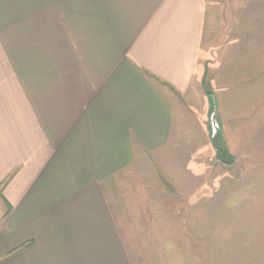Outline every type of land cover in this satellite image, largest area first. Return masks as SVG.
Returning <instances> with one entry per match:
<instances>
[{"label":"crops","instance_id":"1","mask_svg":"<svg viewBox=\"0 0 264 264\" xmlns=\"http://www.w3.org/2000/svg\"><path fill=\"white\" fill-rule=\"evenodd\" d=\"M256 23L264 0H0V264H115L110 184Z\"/></svg>","mask_w":264,"mask_h":264},{"label":"rangeland","instance_id":"2","mask_svg":"<svg viewBox=\"0 0 264 264\" xmlns=\"http://www.w3.org/2000/svg\"><path fill=\"white\" fill-rule=\"evenodd\" d=\"M215 9L237 7L223 1ZM227 18H218L214 40L223 42L220 23L231 25ZM258 28L256 39L237 30L228 35V57L221 60L214 50V65L197 90L176 98L169 142L148 151L134 146L110 184L115 264H264V42H256L264 34ZM216 129L230 163L217 156Z\"/></svg>","mask_w":264,"mask_h":264},{"label":"water","instance_id":"3","mask_svg":"<svg viewBox=\"0 0 264 264\" xmlns=\"http://www.w3.org/2000/svg\"><path fill=\"white\" fill-rule=\"evenodd\" d=\"M218 130H214L212 134V140L213 144L215 146V149L217 151L218 158L224 162V163H230L231 159L228 157L224 147L220 146L219 140H218Z\"/></svg>","mask_w":264,"mask_h":264}]
</instances>
